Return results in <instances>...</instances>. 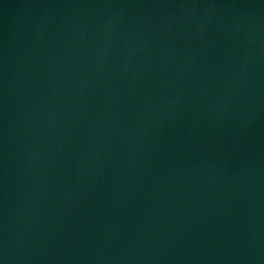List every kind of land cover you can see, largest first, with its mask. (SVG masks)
Listing matches in <instances>:
<instances>
[{
	"label": "water",
	"instance_id": "1",
	"mask_svg": "<svg viewBox=\"0 0 264 264\" xmlns=\"http://www.w3.org/2000/svg\"><path fill=\"white\" fill-rule=\"evenodd\" d=\"M0 264H264V0H0Z\"/></svg>",
	"mask_w": 264,
	"mask_h": 264
}]
</instances>
